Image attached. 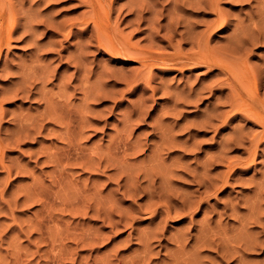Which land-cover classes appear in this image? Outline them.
I'll return each mask as SVG.
<instances>
[{"label":"rangeland","instance_id":"rangeland-1","mask_svg":"<svg viewBox=\"0 0 264 264\" xmlns=\"http://www.w3.org/2000/svg\"><path fill=\"white\" fill-rule=\"evenodd\" d=\"M3 1L14 6L19 25L0 57V264H264V140L251 153L261 127L230 108L249 102L252 92L232 101L227 75L213 65L142 66L140 59L110 55L92 36V24L82 30L88 0ZM135 1L113 2L109 23L143 51H189L184 27L198 32L215 19L206 0ZM256 2L218 0L229 24L209 46L234 57L239 72L242 66L259 74L261 111L264 42L234 37L264 21V3ZM138 4L150 11L142 22ZM29 11L41 13L33 21ZM25 79H31L27 96L16 92ZM201 178L214 180L209 193ZM39 194L44 206L35 200ZM182 199L187 208L198 206L183 217L174 211ZM155 208L170 209V216L154 215ZM201 232L213 243L201 245Z\"/></svg>","mask_w":264,"mask_h":264},{"label":"bare ground","instance_id":"bare-ground-1","mask_svg":"<svg viewBox=\"0 0 264 264\" xmlns=\"http://www.w3.org/2000/svg\"><path fill=\"white\" fill-rule=\"evenodd\" d=\"M22 1V0H21ZM41 1H43V0H40V2ZM116 0H88L87 1V3H88V5H89V11L87 12L88 14H86V13H84V14H86V17L85 16H83L84 17V19H83V21L81 22V24H83V29L82 30H84V31H87V29H88V27H89V24H92V34H94V35H92V36H95L94 38L96 39V41H97V43H98V45L103 49V50H105L107 53H109L110 55H112V56H126L127 58H130V59H140L141 60V65L142 66H144V65H149V66H152V65H154V64H157V63H162V64H165V65H167V64H173L174 66H176V65H178L179 67H180V69L181 68H183L184 66H194L195 64H201V63H204V64H207V65H209V66H211V65H213V66H216V68H218V70L221 72V73H224V74H226L227 76H226V78H225V80H227V81H225V83L227 84V85H229V86H227V87H231V88H233L232 89V92H234V94L232 93V92H230V97L232 96L231 95V93L233 94V100L232 99H230V100H232V101H234V100H236V98L238 99V98H243L242 97V95L244 94V92H246V94H247V92H252V97L250 98V96H249V102H247L246 104H244L243 106H234V104H233V106H229L230 108H231V110H233L234 109V111L235 112H241L242 113V116H244L245 115V117L247 116V117H251V119H253L254 121H256V123L258 122L259 123V125H260V127H261V130H260V133L259 134H257L258 136H257V138H256V136H254L256 139H255V141H253L254 143H252V149H251V153H255V148L257 147V143H259V141H261V140H264V113H262V111H264V110H261L260 111V109H258L257 107H258V105L259 106H261L260 104H259V99H258V97H257V90H258V84L260 83V80L261 79H259V76H257V75H259V74H255V73H252L251 72V70H249V68H245V72H243V69L240 67V72H241V69H242V72L240 73L239 72V65L237 66L236 65V63H235V61L232 59V58H234V57H231V55L230 54H227V52L226 53H224L223 54V52H219V51H215V50H213V49H211L210 47L211 46H209V40L211 39V37L213 36V34H215V31H219V30H224V29H226L227 28V25L229 24L227 21H225L223 18H221V12H220V8L218 7L219 5H218V0H206V2H205V5H207V6H209L212 10H213V12H214V14H215V19H213V20H211V21H209L208 23H206L205 24V28L204 29H201V31H195V29L193 28V26H192V28H191V26H186V27H188V28H186V27H184L185 28V30H182L183 31V33H181V32H179V33H181V35L180 36H184V34L186 35L185 36V38L186 39H188L189 41H191L190 42V44H191V46H190V44H189V41H187L188 42V44H189V51H186V52H182L181 50H179L177 47H176V49H178V50H175L174 49V51H177V52H175V53H173V54H171V55H166V54H162V52L160 53V52H152V51H143L142 49H138V47H134V45L133 44H131V43H129L130 41H129V39H126V38H124V37H120V36H118L115 32H113L112 31V28H114V26L110 29V23H109V21H110V16H111V12H112V10L111 9H113L112 8V3L113 2H115ZM129 1V0H128ZM141 1V0H140ZM139 1V2H140ZM143 1V0H142ZM180 0H175V2L173 3V4H175V3H178ZM201 1V0H200ZM199 1V2H200ZM208 1V2H207ZM247 1V0H246ZM257 2L259 1L260 2V0H256ZM130 2H131V6L130 7H132V4H133V0H130ZM136 3H139V2H137V1H135ZM146 2H147V0H146ZM150 2V1H149ZM148 2V3H149ZM185 2H187V1H185ZM184 2V3H185ZM256 2V4H259V3H257ZM136 3H134V4H136ZM148 3L146 4V6L148 5ZM195 3V2H194ZM200 3H202V1L200 2ZM261 3H264V0H262V2ZM139 4H141V6H144V1L143 2H141V3H139ZM138 4V6L137 7H135L136 5H133L135 8H137L136 10H134V11H136V18H138L137 20H141V22L143 21V20H145V17H144V14L145 13H147V12H150L147 8L148 7H150V5L151 4H149V6H147V8L146 9H144V8H139V7H141L140 5ZM152 4H153V2H152ZM179 4V3H178ZM181 4V3H180ZM196 5L197 4H199L197 1H196V3H195ZM11 5V4H10ZM9 4H6L3 0H0V57H1V52H2V48L3 47H6V48H8L9 46H10V42H11V40H12V38H13V33L14 32H17V30H18V18H17V16H16V10H15V8H14V6L13 5H11L10 6ZM124 5V4H123ZM130 5V4H129ZM193 5V4H192ZM204 5V4H203ZM13 6V7H12ZM121 6V5H120ZM120 6H118V7H120ZM154 6V5H153ZM183 6V5H182ZM198 6H200V7H202L201 6V4H199ZM259 6H260V4H259ZM121 7H123V6H121ZM120 7V8H121ZM197 7V6H196ZM204 7V6H203ZM30 8V7H29ZM197 8H199V7H197ZM22 9V8H21ZM31 9V8H30ZM115 9V8H114ZM134 8H132V10H133ZM149 9H152V6L149 8ZM258 9V8H257ZM256 9V10H257ZM261 9V8H260ZM29 10V9H28ZM38 10V9H37ZM128 11H129V9H127ZM156 10V9H155ZM32 11V10H31ZM31 11H29L28 12V14L30 13L31 14ZM36 11V10H35ZM119 11V10H118ZM120 11H121V9H120ZM123 11V10H122ZM154 11V10H153ZM157 11H158V9H157ZM258 11V10H257ZM256 11V12H257ZM33 12V11H32ZM39 12V11H38ZM37 12V13H38ZM117 12V11H116ZM151 12H152V10H151ZM254 12H255V10H254ZM262 12H264V11H262ZM36 13V12H35ZM37 13L34 15V17H32V14H31V17H29V16H27V18L26 19H28V17L30 18V20L32 19H34V18H37V17H35V16H40V15H37ZM41 12H39L38 14H40ZM121 13V12H120ZM157 13V12H156ZM260 13H261V11H260ZM34 14V13H33ZM256 14H258L259 15V13L257 12ZM262 14H264V13H262ZM42 15V14H41ZM152 15H153V12H152ZM158 15V14H157ZM154 16V15H153ZM168 16V15H167ZM171 16V15H170ZM169 16V17H170ZM177 16V15H176ZM262 16H264V15H262ZM25 17V16H24ZM23 17V18H24ZM148 17H150V16H148ZM168 17V18H169ZM181 17V16H180ZM40 18H42V17H40ZM154 18H156L155 16H154ZM174 18L175 17H173V22H174ZM179 18V17H178ZM262 18H264V17H262ZM39 19V18H38ZM153 19V18H152ZM157 19V18H156ZM170 19V18H169ZM180 19V18H179ZM251 19V18H250ZM250 19H248V20H250ZM35 20V19H34ZM33 20V21H34ZM168 20V19H167ZM36 21H38V20H36ZM138 21V22H139ZM150 22L152 21V20H149ZM180 21H182V20H180ZM253 21V20H252ZM258 21H260V18L257 20V23H258ZM26 22V21H25ZM24 22V23H25ZM27 22H28V20H27ZM137 22V21H136ZM158 22V21H157ZM262 22V23H261ZM29 23V22H28ZM35 24H36V22H34ZM33 23V24H34ZM149 23V22H148ZM171 23H172V21H171ZM250 23V22H249ZM253 23V22H252ZM256 22L255 23H253L252 25H250V26H252L251 28L248 26V28H249V30H250V32H248V34H246L245 33V31H240V28H239V35H237V34H235L234 35V37L236 38V41L237 40H241V42H247V44L248 43H251L252 42V44H256V43H258V42H264V25H261V24H264V21H260L258 24H257ZM32 24V23H31ZM44 24V23H43ZM49 24V23H48ZM155 24V23H154ZM167 24V23H166ZM165 24V25H166ZM174 25H172L171 24V26L172 27H174L175 26V24L176 25H178L179 24V20H176L175 21V23H173ZM181 24V23H180ZM183 24V23H182ZM244 24V23H243ZM260 24V25H259ZM21 25V24H20ZM25 25V24H24ZM28 24L26 23V25L25 26H27ZM30 25V24H29ZM28 25V26H29ZM50 25V24H49ZM112 25V24H111ZM149 25V24H148ZM170 25V24H169ZM168 25V26H169ZM184 25V24H183ZM188 25V24H187ZM248 25V24H247ZM27 26V28H29V29H27L28 31H30V30H32L33 29V26H29L28 27ZM118 26V25H117ZM152 26H153V24H152ZM170 26V27H171ZM180 26V25H179ZM73 27V26H72ZM119 27V26H118ZM154 27V26H153ZM160 27V26H159ZM178 27V26H177ZM196 27V26H195ZM245 27H246V25H245ZM245 27H243L244 29H245ZM70 28V27H69ZM167 28H169V27H167ZM176 28V26L174 27V28H170V31L173 33H176V30H178V29H175ZM183 28V29H184ZM243 28H241L242 30H244ZM148 29H149V26H148ZM246 29H247V27H246ZM34 30H35V28H34ZM34 30H32V31H34ZM248 30V29H247ZM25 31L26 30H22V34H20L21 36H24V33H25ZM31 31V32H32ZM116 31V30H115ZM155 31H157V30H155ZM169 31V32H170ZM117 33H118V31H116ZM21 33V32H20ZM35 33V32H34ZM154 33V32H153ZM173 33V34H174ZM241 33V34H240ZM29 34V33H28ZM31 34H33V33H31ZM156 34V33H155ZM234 34V33H233ZM250 34V35H249ZM25 35H27L26 33H25ZM34 35H36V34H34ZM91 35H89V37L91 38ZM167 35H168V33H167ZM175 35V34H174ZM232 35V34H231ZM230 35V36H231ZM30 36H32V35H30ZM155 36V35H154ZM164 36H166V35H164ZM170 36V35H169ZM233 36V35H232ZM151 37V36H150ZM157 37V36H156ZM33 38V37H32ZM172 38V37H171ZM181 38V37H180ZM35 39V38H34ZM149 39V38H148ZM168 39H170V38H167V40ZM185 39V40H186ZM232 39V38H231ZM230 38H229V40H231ZM32 40V39H31ZM36 40V39H35ZM174 40V39H173ZM172 40V41H173ZM34 41V40H33ZM150 41H151V39H150ZM149 41V42H150ZM184 41V40H183ZM232 41V40H231ZM234 41V40H233ZM232 41V42H233ZM151 42H153V41H151ZM168 42H170V41H168ZM168 42L166 43V44H168ZM186 42V41H185ZM171 43V42H170ZM179 43V42H178ZM233 43H235V41L233 42ZM228 44H229V42H228ZM227 44V45H228ZM236 44V43H235ZM247 44H246V46H244V44H239V47L240 48H242L243 46L244 47H247ZM133 45V46H132ZM149 45V44H148ZM230 45H231V43H230ZM233 45V44H232ZM231 45V46H232ZM150 46H151V44H150ZM168 46V45H167ZM226 47V45H223V47ZM230 46V47H231ZM149 47V46H148ZM169 47H170V45H169ZM179 47V46H178ZM228 47V46H227ZM233 47V46H232ZM230 48V49H233V48ZM84 48H86V47H84ZM192 48V50H193V48H194V51H190V49ZM234 48H236L235 47V45H234ZM239 48V49H240ZM147 49V48H146ZM150 49V48H149ZM181 49V48H180ZM220 49V48H219ZM225 49V48H224ZM229 49V51H231ZM237 50H238V48H236ZM243 49V48H242ZM80 50V49H79ZM81 50H84V49H82L81 48ZM187 50V49H186ZM221 50V49H220ZM226 50V49H225ZM227 50H228V48H227ZM244 50H246V49H244ZM184 51V50H183ZM221 51H223V50H221ZM235 51V50H234ZM240 51V50H239ZM84 52V51H83ZM225 52V51H224ZM241 52V51H240ZM239 52V53H240ZM229 53V52H228ZM231 54H233V55H235L234 53H232V52H230ZM235 53H237V52H235ZM73 55V54H72ZM232 55V56H233ZM83 57H85V56H78V62H80V64L81 63H83V60H84V58ZM75 58H77V57H75ZM74 58L72 57V60H73ZM237 61V60H236ZM75 62H76V60H75ZM78 62H76V63H78ZM168 62V63H167ZM240 62V61H239ZM244 63V62H243ZM242 63V64H243ZM77 65H79V64H77ZM83 65H85V64H83ZM236 65V66H235ZM79 66H81V65H79ZM212 66V67H213ZM82 67V66H81ZM178 67V68H179ZM21 68H23V67H21ZM40 68V67H39ZM83 68H84V66H83ZM36 69V68H35ZM38 69V68H37ZM86 69V68H85ZM84 69V70H85ZM22 70V69H21ZM26 70V69H25ZM25 70H23V71H25ZM41 70H44V69H41ZM248 70L250 71V72H248ZM33 71H36V70H33ZM253 71V70H252ZM257 71V70H256ZM262 71V70H261ZM26 72V71H25ZM24 72V73H25ZM28 72V71H27ZM29 72H31V73H33L32 71H29ZM45 72H46V70H45ZM85 72V71H84ZM254 72V71H253ZM259 72V71H258ZM19 73H20V71H19ZM42 73H43V71H42ZM262 73V72H261ZM17 74V73H16ZM21 74H22V71H21ZM36 73H34V74H31L30 75V73H29V75L31 76V77H33L32 75H35ZM41 74V73H40ZM25 75V74H24ZM43 75V74H42ZM46 75V74H45ZM88 75V74H87ZM261 75V74H260ZM10 76H12V75H10ZM36 76H38V75H36ZM35 76V77H36ZM84 76V75H83ZM262 76H264V74H262ZM22 77V76H21ZM34 77V78H35ZM39 77V76H38ZM37 78V77H36ZM85 78V77H84ZM32 79V78H31ZM31 79H30V81H31ZM86 79H87V77H86ZM22 80V79H21ZM38 80H40L39 78H38ZM147 80V79H146ZM145 80V81H146ZM28 79H25L24 81H23V84H21L22 82H20V83H17V84H21L22 86L20 87V88H18L17 90L18 91H16L17 93H29V91H30V89L28 88L29 86H31V85H29L28 87H26L25 86V83L26 82H30ZM35 81V80H34ZM37 82H39V81H37ZM87 81H85V83H86ZM148 82V81H147ZM28 84H30V83H27V85ZM41 84V83H40ZM262 87H264V84H260ZM225 86V85H224ZM41 89H42V87H41ZM230 90V89H229ZM234 90V91H233ZM196 91V90H195ZM231 91V90H230ZM194 92V91H193ZM195 93V92H194ZM197 94H198V92H196ZM99 95H97V96H100L101 94H100V92L98 93ZM250 94V93H249ZM13 95H14V93H13ZM15 95H17V94H15ZM26 95V94H25ZM189 95V94H188ZM200 95V94H199ZM27 96V95H26ZM43 96V95H42ZM86 96H87V94H86ZM186 96V95H185ZM195 96V95H194ZM87 97H89V96H87ZM186 97H188V96H186ZM200 97V96H199ZM45 98V96H43V99ZM189 98V97H188ZM201 98V97H200ZM46 99V98H45ZM47 100V99H46ZM45 101V100H44ZM51 101V100H50ZM188 101H190V100H188ZM239 101H240V99H239ZM237 102V101H236ZM245 102V101H244ZM62 103H64V101L62 102ZM67 103V102H66ZM64 104L65 105V107H66V105L67 104ZM231 103H233V102H231ZM242 103V102H241ZM261 103V102H260ZM50 104V103H49ZM230 104V103H229ZM49 106V105H48ZM50 107V106H49ZM51 107H54V105L53 106H51ZM50 107V108H51ZM48 110H50V109H48ZM53 110H55V109H53ZM53 110H51V111H53ZM70 111V110H69ZM230 111V110H229ZM53 113V112H52ZM245 113V114H244ZM42 114H44V113H42ZM51 114V113H50ZM232 114V113H231ZM240 114V113H239ZM238 114V115H239ZM244 114V115H243ZM52 115H55V114H51V116ZM57 115V114H56ZM56 115L55 116H53V118L55 117L56 118V120H57V118H58V116L56 117ZM63 116V115H62ZM62 116H59L60 118L62 117ZM244 117V118H245ZM40 118V117H39ZM42 118V117H41ZM49 118V117H48ZM51 118V117H50ZM49 118V119H50ZM54 118V119H55ZM38 119V118H37ZM246 119V118H245ZM36 120V119H35ZM35 120L33 121V122H35ZM52 120V119H51ZM37 121V120H36ZM40 121H42V120H40ZM40 121H38L37 122V124L40 122ZM24 122V121H23ZM22 122V123H23ZM29 125V124H28ZM28 125H22L23 126V130H24V132L22 133L21 131L22 130H20L19 128H18V130H20V132L19 133H22V134H24V135H29V133H30V130L28 129L29 127H28ZM34 126V125H36L35 123L34 124H31L30 126ZM39 125H41V124H39ZM38 125V126H39ZM20 126V125H19ZM24 126H25V128H26V130L28 129V131H26L25 130V128H24ZM32 126V127H33ZM34 128H35V126H34ZM34 128H31L30 127V129L31 130H33ZM36 129V128H35ZM39 131H37V132H40V127H39V129H38ZM35 131V130H34ZM19 133H15V134H17V135H19ZM32 134V133H31ZM24 135L22 136V137H24ZM240 135V134H239ZM15 136V135H14ZM11 137V136H10ZM21 137V136H20ZM30 137V136H29ZM240 137H241V135H240ZM236 138V137H235ZM242 138H244V137H242ZM10 139V138H9ZM16 139H18V138H16ZM21 139V138H20ZM237 139V138H236ZM235 139V140H236ZM239 139H241V138H239ZM238 139V140H239ZM7 140V139H6ZM12 140V139H11ZM11 140H10V142H11ZM233 140V139H232ZM242 140V139H241ZM243 141V140H242ZM242 141H241V143H242ZM15 142V140H13V143ZM229 142H230V139H229ZM228 142V143H229ZM236 142H238V141H236ZM235 142V143H236ZM262 142V141H261ZM227 143V144H228ZM233 143H234V140H233ZM238 143H240V142H238ZM7 144V143H6ZM10 144V143H9ZM16 144V143H15ZM237 144V143H236ZM5 146V145H4ZM228 146V145H227ZM3 146H1V148H2ZM6 149V148H5ZM257 149V148H256ZM2 151V150H1ZM250 154V153H249ZM62 155H65V157L67 156V154H62ZM254 156V155H253ZM53 158H54V161H55V163H57V165L58 164H62V156L61 155H53L52 156ZM81 159V158H80ZM251 159H253V158H251ZM249 162V161H248ZM237 165V164H236ZM230 167L231 166H229V169H230ZM233 167V166H232ZM231 167V168H232ZM229 171V170H228ZM61 175V174H60ZM205 175V176H204ZM204 175H203V177L205 178L206 177V175H209V174H207V172L206 173H204ZM200 179L199 180V186H201V187H203V192H204V194L208 191V193L210 192V190L212 189V188H214L215 186H214V183H213V181L214 180H212V181H210V180H208L209 178H211V177H209V178H206V179ZM225 178V177H224ZM214 179V178H213ZM198 181V180H197ZM228 181H227V179H224L223 181H222V183H221V186L222 185H224V184H226ZM198 183V182H197ZM227 185V184H226ZM216 189V188H215ZM214 189V190H215ZM217 189H218V187H217ZM261 189H264V188H261ZM260 189V190H261ZM42 191V190H41ZM39 192V191H38ZM42 193V192H41ZM36 194H37V192H36ZM258 194H262L261 192L260 193H258ZM34 197L33 198H35V195H33ZM43 195H38L36 198L37 199H35V200H39L40 201V205L41 206H44L43 204V201H42V197ZM259 196V195H258ZM260 196H262V195H260ZM39 197V198H38ZM169 197V196H168ZM262 198V197H261ZM44 199V198H43ZM200 199V198H199ZM183 201L181 202V211H177V209L176 210H174L175 211V213H177V215L176 216H186V215H189L188 213H191L192 212V210H194L195 208H197L198 206H196L195 207V204H194V207H191L192 206V204H190L191 206L190 207H186L187 205H189V204H187V201H185V199H182ZM187 200V199H186ZM185 202H186V204H185ZM184 208H187V211L188 212H186V211H183L184 210ZM161 210V209H160ZM153 212H154V215H158V214H164L166 217H169L170 216V209H168V208H166V209H164V210H161V211H159L157 208H155L154 210H153ZM175 216V217H176ZM189 217V216H188ZM181 218V217H180ZM40 222V221H39ZM38 223H36V225H37ZM40 224V223H39ZM38 227H39V225H38ZM207 228V226L205 227V229ZM39 229V228H38ZM208 229V228H207ZM206 229V230H207ZM210 229V228H209ZM205 230V231H206ZM211 230V229H210ZM211 232H212V230H211ZM208 233V232H207ZM210 233V232H209ZM201 234H202V232H201ZM210 235H207L206 233H203L201 236H200V238H197L198 239V241L201 243V245H207V244H211V243H213V240L209 237ZM153 237V236H152ZM156 237V236H155ZM151 237H149V239H150ZM148 238H146V247H148L149 246V243H148V241H149V239L147 240Z\"/></svg>","mask_w":264,"mask_h":264}]
</instances>
